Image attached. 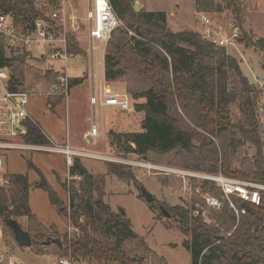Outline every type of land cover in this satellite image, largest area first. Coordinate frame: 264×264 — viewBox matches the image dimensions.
Masks as SVG:
<instances>
[{
    "label": "trees",
    "instance_id": "trees-1",
    "mask_svg": "<svg viewBox=\"0 0 264 264\" xmlns=\"http://www.w3.org/2000/svg\"><path fill=\"white\" fill-rule=\"evenodd\" d=\"M27 1V10L23 0L16 5L19 16L30 15L35 20L44 15L43 7ZM110 3L123 27L114 30L107 43L105 79L108 82L126 79L127 94L136 102L135 110L145 113V128L133 134L132 143L136 148L127 143V153L154 164L221 173L231 179L264 185V122L258 112L263 90L250 83L240 61L193 29L173 32L167 27L164 12L137 10L134 0H110ZM195 9L202 13L230 10L243 30V4L239 0H221V3L195 0ZM245 41L247 46L264 54V38L254 40L245 33L241 42ZM68 52L87 57L72 36L68 38ZM28 56V53L9 56L5 47L0 49V67L8 68L12 74L8 82L11 92H27L40 80L47 87L57 83L59 72L36 69L27 63ZM29 78L31 82L27 84ZM83 82L84 78L70 79V87ZM64 100L58 94L51 96L48 104L57 107ZM138 100L144 103H137ZM25 125L26 144H50L38 124L27 121ZM195 131L203 133L200 146L193 143ZM248 145L256 148L255 156L250 157ZM30 167L42 176L33 163ZM107 168L120 179L134 180L130 167L108 162ZM71 171L84 180L81 188H69L70 220L80 236H62L41 223L29 208L28 178L15 175L12 179L17 186V199L13 200L0 186V226L8 244L18 245L9 222L26 218L25 231L31 236L32 251L38 255H44L43 248H47L49 254L63 257L71 253L75 259L89 264L93 261L167 264L144 238L133 232L123 211L113 214L108 209L110 217L103 226L102 237L95 238L92 226L99 217L97 209L101 205L94 199L95 180L78 159ZM168 179L164 175L159 177L164 184ZM170 182L182 185L180 181L171 179ZM40 185L52 205L65 212L57 192L44 182ZM203 187L210 196L221 200L220 209L208 206L201 195L194 196L191 208L166 207L180 229L190 236L184 247L191 254L192 264H264V191L260 205H256L235 195L230 196V201L225 200L222 190L213 183L205 182ZM58 238L62 240V247L54 242ZM257 245L261 254L256 250L247 252Z\"/></svg>",
    "mask_w": 264,
    "mask_h": 264
},
{
    "label": "rangeland",
    "instance_id": "rangeland-1",
    "mask_svg": "<svg viewBox=\"0 0 264 264\" xmlns=\"http://www.w3.org/2000/svg\"><path fill=\"white\" fill-rule=\"evenodd\" d=\"M239 1L243 4V30L236 16L230 10L206 14L215 29L222 30L224 35H231L235 28L239 29L235 46L231 47L228 53L240 61L241 69L250 83L263 90L259 99L258 112L260 119L264 122V54L256 48L247 46L246 41L241 42L245 33L254 40L264 38V0ZM217 2L221 3V0H217ZM89 3L93 5L90 0H66L65 3L68 17L71 18L75 15L79 18L82 32L72 37L76 39L79 48L87 53V57L69 54L70 58L66 63L52 60L47 55L28 53L27 57V63L42 72L50 69L59 72L60 76H68L69 80L84 78V84L72 88L69 97H65L61 105L51 107L48 104V99L51 96L33 97L30 98L28 109L32 119L49 139L50 144L45 145L46 147L56 145V149H61L69 146V140L74 139L76 147L79 149H71L79 155L73 156L72 162L69 164L67 157L57 150L56 153L33 150L21 137H15L14 142L22 147L1 152L6 162V174L0 186L8 191L13 200L17 199L18 195L15 194L17 186L13 183L12 178L15 175L26 176L30 184L28 204L31 212L45 226L50 225L48 228L52 227L62 236L73 235L69 188L79 189L84 185L83 178L73 175L71 171L75 160L78 159L93 176L96 183L94 199L101 203L97 209L99 217L92 226V235L95 238L102 237L103 226L110 217L109 210L113 214L123 211L133 232L144 238L148 246L157 252L167 264H192L191 254L184 247V243L190 239V236L180 229L175 218L163 216L159 211L158 204L165 208L174 206L191 208L195 195H201L208 206L210 205L207 200L210 198L220 202V199L206 193L203 187L205 182H210L220 189L217 184L204 178L205 175L216 174L154 164L135 154L127 153V143L134 149L136 148L132 143V137L133 134L143 132L145 113L135 110L136 102L127 94L126 79L104 82L101 76V73L104 75V58L100 62L99 57L100 54L105 56L104 49L106 51L107 44L106 46L102 45L101 53L95 50L94 60L91 57L90 42L87 37ZM141 3L151 4L154 11L167 13L170 18L173 17L175 20L184 22V25L181 23L179 26L181 31L192 29L190 24L194 19L193 0H144ZM143 9L146 10V8ZM39 50L42 51L43 48H39ZM17 55L19 54L13 56ZM59 78L57 82H59ZM30 82L29 78L27 84ZM101 82L103 85H100ZM52 86L47 87L45 82L40 80L24 93H47L50 92ZM94 91L98 100L102 94L126 96L130 105L129 110L121 111L112 107L101 108L98 104L99 101L94 108L91 103ZM137 103H144V100H138ZM232 109L234 112L237 111L236 106H233ZM94 123L98 127V136L92 135ZM202 137L203 133L195 131L193 143L200 146ZM248 153L250 157L255 156L256 148L248 145ZM241 155L243 154L241 153ZM108 162L130 167L131 169L127 170L130 171L134 180L120 179L111 174L107 168ZM30 163H33L41 171L43 178L30 167ZM163 175L170 178L166 184L159 180V177ZM171 179L175 182H182V185H171ZM42 182L57 192L66 209L65 212H61L52 205L48 193L40 185ZM142 186L155 196V205L147 203L142 197L140 191ZM224 199L230 201V197L224 196ZM207 215L208 213L205 212L204 216ZM17 221L25 230L26 218H18ZM30 250L19 245L8 244L7 236L0 226V251L6 257H15V262L21 261L23 264L53 263L46 257H37ZM6 262L8 263V261ZM90 264L101 263L93 261Z\"/></svg>",
    "mask_w": 264,
    "mask_h": 264
},
{
    "label": "built area",
    "instance_id": "built-area-1",
    "mask_svg": "<svg viewBox=\"0 0 264 264\" xmlns=\"http://www.w3.org/2000/svg\"><path fill=\"white\" fill-rule=\"evenodd\" d=\"M20 0H0V49L5 47L9 56L22 53H33L41 56L47 55L52 60H59L66 63L70 58L68 52V38L82 32V26L79 18L73 15L68 17L66 10V0H31L37 7H43L44 15L33 20L30 15H18L16 5ZM142 0H134L136 6L141 4ZM87 14V37L90 42L91 57L94 60V52L102 51V45L106 46L114 30L122 26L121 20L116 15L110 0H90ZM24 9H28L27 0H23ZM20 17V21H18ZM195 17L202 27L201 35L208 41L219 47L228 50L235 46V41L239 36V29L235 28L231 35H224L222 30H216L211 19L206 13L195 11ZM23 21V22H21ZM39 48H43L42 51ZM106 48V47H105ZM105 52V49H104ZM229 54V53H228ZM93 77L94 74H93ZM12 80L11 72L8 68L0 67V185H2L6 174V162L1 154L3 150L20 149L19 144L14 142L15 137L24 138L27 135V121L35 122L30 116L28 109L30 98L50 97L61 94L69 97L71 87L68 76H60L59 82L54 84L50 92L43 93H24L11 92L8 89V82ZM97 101L101 108L113 107L121 111L129 110V101L126 96H106L100 95L97 99L94 91L92 105L97 106ZM36 123V122H35ZM92 135L98 136V127L93 124ZM24 140V139H23ZM33 150H40L49 153L64 154L67 162L71 164L72 157L79 155L69 146L56 149L54 146L29 145ZM205 179L214 182L222 190L226 197L235 195L240 199L252 204L260 205L261 193L264 191V185L252 182L239 181L228 178L223 174L205 175ZM207 202L212 207L221 208V203L216 199H208ZM233 207V204L231 203ZM73 235L69 238L79 237L80 231L72 225ZM45 257L51 260L52 264H89L75 259L71 253L67 256H57L47 253V248H43ZM15 257H6L0 251V264L8 261V264H20L15 262Z\"/></svg>",
    "mask_w": 264,
    "mask_h": 264
},
{
    "label": "water",
    "instance_id": "water-1",
    "mask_svg": "<svg viewBox=\"0 0 264 264\" xmlns=\"http://www.w3.org/2000/svg\"><path fill=\"white\" fill-rule=\"evenodd\" d=\"M137 10L143 9L140 5L136 6ZM142 197L147 201L149 204H153L156 201L155 196L150 193L144 186L141 187L140 189ZM158 208L160 213L165 216L166 218H172V215L168 212V210L161 204H158ZM2 211V208L0 209ZM9 226L13 229V232L15 234V240L18 243L20 247L24 248H31L32 247V239L30 234L25 231L20 224L18 223L17 220H11L9 222ZM55 243L59 244V246H63L62 240L61 239H55ZM258 251L259 254H261L260 247L257 245L255 247L249 248L248 253H252L253 251Z\"/></svg>",
    "mask_w": 264,
    "mask_h": 264
},
{
    "label": "crops",
    "instance_id": "crops-1",
    "mask_svg": "<svg viewBox=\"0 0 264 264\" xmlns=\"http://www.w3.org/2000/svg\"><path fill=\"white\" fill-rule=\"evenodd\" d=\"M142 1H144V0H142ZM194 1V19L192 20V23L190 24V26H191V28L193 29V30H195V31H197V32H201V30H202V27L199 25V23L197 22V20H196V17H195V11H196V9H195V0H193ZM140 6L142 7V8H146V11H148V12H150V13H159V12H157V11H154L153 10V8H152V6H151V4H148V3H141L140 4ZM166 14V17H167V27L169 28V29H171L173 32H179V31H181V29L179 28V26L181 25V21H178V20H175L173 17L172 18H170L169 17V15L167 14V13H165ZM170 16H172V15H170ZM175 24H177V25H175ZM183 25L185 24L184 22L182 23ZM196 24V25H195ZM176 26V27H175ZM104 55H106V51H105V53H104ZM103 58H104V75H102V73H101V76H102V78L104 79V82H108V81H106V79H105V56L103 57V54H100V57H99V60H100V62L103 60ZM119 81V80H118ZM110 82H115V81H110ZM84 84V82L82 83V84H80V85H83ZM80 85H78V86H80ZM100 85H103V82H101L100 83ZM75 87H77V86H75ZM103 95V94H102ZM113 108V107H112ZM69 147L70 148H72V149H76V150H78L79 148L78 147H76V144H75V142H74V139H72V140H69ZM72 143H73V145H72ZM60 154H62V153H60ZM62 155H64V154H62ZM42 223V222H41ZM45 225V224H44ZM47 227H49L50 225H46ZM28 249H31V248H28ZM30 252H32V249L30 250ZM33 254H35L37 257H41V256H43V255H38V254H36L35 252H32ZM43 257H45V256H43ZM47 258V257H46ZM48 259V258H47ZM18 263H20V264H23V262H21V261H18Z\"/></svg>",
    "mask_w": 264,
    "mask_h": 264
}]
</instances>
